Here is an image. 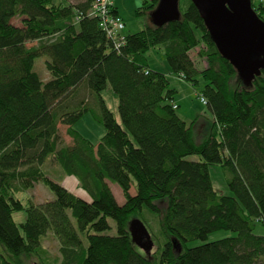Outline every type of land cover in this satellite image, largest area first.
<instances>
[{
    "label": "trees",
    "instance_id": "1",
    "mask_svg": "<svg viewBox=\"0 0 264 264\" xmlns=\"http://www.w3.org/2000/svg\"><path fill=\"white\" fill-rule=\"evenodd\" d=\"M95 1L0 0V264H25L24 256L43 251L50 230L60 243V264H264V235L255 233L257 223L264 225V71L251 87L232 88L238 73L191 0L180 1V20L126 35L119 49L88 15ZM158 3L143 9L152 12ZM252 6L264 20V5L252 0ZM112 13L120 15L114 5ZM17 17L22 26L12 23ZM29 42L39 44L29 48ZM159 46L175 74L192 86H199L198 75L206 81L200 95L214 124L201 143L193 124L177 114L168 77L150 68L147 54ZM195 50L207 61L202 70L191 57ZM42 55L50 58L46 83L34 71ZM108 86L119 96L122 125L102 98ZM85 92L99 100L106 129L97 145L73 128L89 111ZM60 125L72 145H64ZM194 155L201 160L187 159ZM49 157L78 179L90 202L44 173ZM212 165L232 172L233 196L215 190ZM109 182L122 189L123 205ZM39 183L53 201L26 207L16 198ZM164 198L167 241L150 257L136 250L130 222L144 208L157 211ZM22 210L27 218L19 226L13 215ZM109 219L116 236L105 234ZM222 230L236 236L186 248Z\"/></svg>",
    "mask_w": 264,
    "mask_h": 264
},
{
    "label": "rangeland",
    "instance_id": "2",
    "mask_svg": "<svg viewBox=\"0 0 264 264\" xmlns=\"http://www.w3.org/2000/svg\"><path fill=\"white\" fill-rule=\"evenodd\" d=\"M80 0H54L56 5L64 4H78ZM116 7L119 9L120 16L126 25L125 34L137 33L146 27L154 26L151 21V13L144 10L143 8L149 7L151 5V0H112ZM254 5H259V0H253ZM139 9L142 10V14H139ZM22 18L17 17L13 19L12 23L16 26H22ZM79 22V17L76 18L75 23ZM38 42H29L27 46L37 47ZM148 63L150 68L154 71H159L165 74L170 81V88L176 90L174 95V108L177 109V114L183 118L188 124H193L194 137L197 143H201L206 137L212 133V128L214 124V117L209 107L204 104L202 99H205L203 95H200L202 89L206 85V81L201 75L197 76L200 84L199 86H192L190 83L186 82L182 77L175 74L170 68L164 47L159 46L152 49L148 54ZM191 57L195 61L197 68L199 70L207 67L206 59H201L198 56V50L191 52ZM50 58L46 55L39 56L35 59L34 71L39 75L40 79L46 83L51 79V75L46 68V62ZM243 83L239 75H237L231 81L232 88L239 87V84ZM85 98H89V94L85 92ZM84 94V91H82ZM102 98L105 101L108 109L112 111L119 124L122 123V119L119 112V96L113 91V89L108 86L106 90L102 92ZM89 111L83 116V118L74 125V129L78 131L83 137L93 142L95 145L99 143L101 138L105 135L106 129L100 122L101 119V109L100 103L97 97L92 96L88 100ZM67 126L60 125V134L64 140V145H72L73 139L67 134ZM219 138V137H218ZM191 161H200L201 157L198 155L190 156L187 158ZM42 169L44 173L50 177L52 180L64 186L74 195L81 197L86 201H91L90 196L81 188L80 183L77 178L68 176L62 169L60 165L55 163L52 157H49L43 164ZM210 176L213 182L215 190L220 195L233 196L232 191L228 186L229 180L232 178V172L222 165H212L209 167ZM110 183L112 192L120 205L125 203V198L122 189L119 185L115 183ZM131 194L136 195L135 187H132ZM17 199L22 200L24 205L27 207L30 204L38 205L46 201H53L55 195L42 183L36 184L34 189L21 192L16 195ZM158 210L154 211L149 208H144L141 212L136 214L133 220H140L143 224L147 225L149 236L142 235L140 243L148 248L150 242H152V248L149 253L139 245H135L138 252L154 257L163 248L167 241V237L161 226L162 218L166 213L168 198H164L155 203ZM14 220L20 226L26 221L27 215L25 210L15 212ZM73 224L76 225L75 219L70 213ZM111 229L105 232L106 235L116 236L117 235V225L113 219H109ZM255 233L257 235H264V225L261 223L256 224ZM236 233L231 231H217L208 235L206 240H198L194 242H189L186 244V248H194L205 243L215 242L228 237H235ZM41 245L43 251L40 250L38 254H33L32 257L24 256L25 264H60L61 263V253H60V243L58 238L55 236L52 230L42 237ZM183 248L182 251H185Z\"/></svg>",
    "mask_w": 264,
    "mask_h": 264
},
{
    "label": "water",
    "instance_id": "3",
    "mask_svg": "<svg viewBox=\"0 0 264 264\" xmlns=\"http://www.w3.org/2000/svg\"><path fill=\"white\" fill-rule=\"evenodd\" d=\"M181 0H159L151 13L155 27H163L181 19ZM217 46L220 54L236 69L246 87L264 71V20L252 6V0H191ZM132 242L148 253L152 248L143 246L141 236H149L140 220L130 222Z\"/></svg>",
    "mask_w": 264,
    "mask_h": 264
},
{
    "label": "built area",
    "instance_id": "4",
    "mask_svg": "<svg viewBox=\"0 0 264 264\" xmlns=\"http://www.w3.org/2000/svg\"><path fill=\"white\" fill-rule=\"evenodd\" d=\"M264 5V0H259ZM112 0H96L89 12V16L99 19L101 28L107 33L116 49L126 43V25L120 15H114ZM207 104L206 99H202Z\"/></svg>",
    "mask_w": 264,
    "mask_h": 264
},
{
    "label": "crops",
    "instance_id": "5",
    "mask_svg": "<svg viewBox=\"0 0 264 264\" xmlns=\"http://www.w3.org/2000/svg\"><path fill=\"white\" fill-rule=\"evenodd\" d=\"M113 5H114V7H116V5H115V3L113 2ZM117 8V7H116ZM117 10L119 11V9L117 8ZM119 14H120V12H119Z\"/></svg>",
    "mask_w": 264,
    "mask_h": 264
}]
</instances>
